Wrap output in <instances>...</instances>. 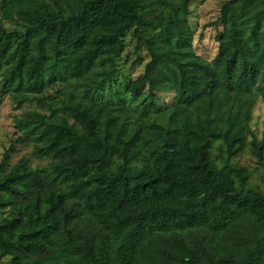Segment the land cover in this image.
<instances>
[{"label":"trees","instance_id":"1","mask_svg":"<svg viewBox=\"0 0 264 264\" xmlns=\"http://www.w3.org/2000/svg\"><path fill=\"white\" fill-rule=\"evenodd\" d=\"M190 1L2 0L24 27L0 26L2 90L43 103L46 85L99 67L90 93L134 27L149 59L131 94L174 92L160 120L72 98L62 107L72 121L37 109L17 118L23 135L0 160V255L10 264H264V191L248 192L247 169L230 160L264 97V0L222 3L212 59L194 50ZM26 138L48 168L21 156L5 171ZM249 146L264 165V135Z\"/></svg>","mask_w":264,"mask_h":264},{"label":"rangeland","instance_id":"2","mask_svg":"<svg viewBox=\"0 0 264 264\" xmlns=\"http://www.w3.org/2000/svg\"><path fill=\"white\" fill-rule=\"evenodd\" d=\"M226 0H191L189 3L188 22L193 33V47L196 53L206 59H212L217 49L216 33L220 29L218 16L220 7ZM168 9V6H165ZM0 26L11 30H22L23 24L16 17L5 16L2 12L0 0ZM151 30H145V34ZM149 59V53L142 43L137 42L134 27L127 30L123 36L121 48L115 56V69L103 81L102 85L85 93V83L92 77L95 70L81 79H58L46 85L40 92L46 102L39 103L35 98L22 94L18 90L4 91L1 88L3 68L0 70V160L5 149L16 137L23 135L17 126V118L24 117L34 109L53 116L65 115L69 121L73 118L62 110L63 103L69 98L88 99L99 102L124 105L135 115L145 119H159L160 109L174 102V92L157 91L154 96L147 95V86L140 87L139 95H133L129 86L133 79L143 72L144 64ZM260 81L264 82V66L261 71ZM52 105L49 106L48 102ZM249 132L241 140V149L231 157V162L244 166L248 171V178L244 188L248 192L264 191V165L257 160L251 151L249 140L253 137L260 139L264 135V97L256 94V100L251 110L248 121ZM21 156L27 157L33 167L48 168L49 156L38 154L34 151V142L31 138L17 140L14 149L10 152L9 160L5 166L7 171L10 166L18 161ZM9 206L0 208V216L8 213ZM17 216H22L21 208L16 209ZM0 264H10L9 255H0Z\"/></svg>","mask_w":264,"mask_h":264}]
</instances>
